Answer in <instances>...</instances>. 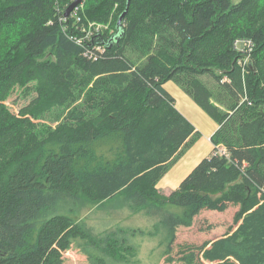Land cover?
<instances>
[{"label":"trees","instance_id":"16d2710c","mask_svg":"<svg viewBox=\"0 0 264 264\" xmlns=\"http://www.w3.org/2000/svg\"><path fill=\"white\" fill-rule=\"evenodd\" d=\"M72 1L0 0V264H63L72 248L89 264H131L129 240L143 236L159 237L167 260L179 227L229 206V231L180 260L264 264V0H82L65 18ZM168 32L177 55L128 56ZM167 82L217 129L164 196L156 185L199 137ZM119 208L152 229L79 220Z\"/></svg>","mask_w":264,"mask_h":264},{"label":"rangeland","instance_id":"374dc122","mask_svg":"<svg viewBox=\"0 0 264 264\" xmlns=\"http://www.w3.org/2000/svg\"><path fill=\"white\" fill-rule=\"evenodd\" d=\"M230 1L232 4H236L240 0ZM105 28H108V26ZM159 49H165L173 55L178 54L177 42L171 33H164L160 37H152L150 44H148L146 40H143L139 45H128L127 54L135 64H141L146 56ZM30 96V88L16 90L8 98L6 103L9 109L17 111L28 102ZM203 142L204 140L201 139V135L199 134V137L194 140L189 149L196 145L203 144ZM165 194L168 196L167 192ZM74 208L73 211L75 215L77 213V206L75 205ZM236 211L237 207L234 206H229L223 212L202 210L194 218L191 227H179L177 229L175 239L171 245V253L167 260L162 257L159 258L158 256L162 249L157 246L158 240L160 239L159 237L143 236L136 239L132 238L129 242L130 244H135L137 246V252L135 263L131 264H185L180 260L183 255L188 254L190 251H194L195 254H197L196 250L198 247H201L204 243L224 236L229 231L232 227V220ZM79 218V220L86 221V223L93 228L101 226L97 225L99 223L105 224V222L111 221L113 223L120 222L121 225L133 229L139 228L145 231L152 229V222L142 217H138V215H131L123 208H119L118 211H111V209L104 211H88L87 209H82ZM63 259V264H89L86 257L75 248L64 253ZM194 264H199L196 259H194Z\"/></svg>","mask_w":264,"mask_h":264},{"label":"crops","instance_id":"0c3cea01","mask_svg":"<svg viewBox=\"0 0 264 264\" xmlns=\"http://www.w3.org/2000/svg\"><path fill=\"white\" fill-rule=\"evenodd\" d=\"M163 88L174 99V107L176 110L195 127V130L201 135V139L205 142L190 148L158 182L156 185L157 190L166 196V192L168 193L167 195H169L172 191L177 189L180 182L188 173L203 158L211 153L213 146L210 143V137L216 131L217 126L173 82H167Z\"/></svg>","mask_w":264,"mask_h":264},{"label":"water","instance_id":"95a60500","mask_svg":"<svg viewBox=\"0 0 264 264\" xmlns=\"http://www.w3.org/2000/svg\"><path fill=\"white\" fill-rule=\"evenodd\" d=\"M81 1H82V0H74V1H72V3H70V4L68 5V7L65 9L63 16H64L65 18H67V17H68V16H69V15H70V14L76 9V7L81 3ZM127 8H128V5H127L125 11L119 16V18H118V20H117V27L120 26V24H121L123 18L125 17V15H126V13H127ZM248 68H249V70H251V71L254 70V68L251 66V64H248Z\"/></svg>","mask_w":264,"mask_h":264},{"label":"built area","instance_id":"2783aa9c","mask_svg":"<svg viewBox=\"0 0 264 264\" xmlns=\"http://www.w3.org/2000/svg\"><path fill=\"white\" fill-rule=\"evenodd\" d=\"M96 28H98V27H96ZM240 45L245 48V52H250L251 51V45H250V43H247V42L240 43L239 42L238 45H237L238 48L240 47ZM245 61L247 62V59Z\"/></svg>","mask_w":264,"mask_h":264},{"label":"bare ground","instance_id":"6f19581e","mask_svg":"<svg viewBox=\"0 0 264 264\" xmlns=\"http://www.w3.org/2000/svg\"><path fill=\"white\" fill-rule=\"evenodd\" d=\"M101 50V49H100ZM95 52H97V51H95ZM250 62L248 61V63L247 64H249ZM248 66V65H247Z\"/></svg>","mask_w":264,"mask_h":264}]
</instances>
